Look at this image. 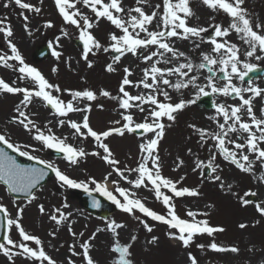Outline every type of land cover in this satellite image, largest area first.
<instances>
[{"label":"snow or ice","instance_id":"obj_1","mask_svg":"<svg viewBox=\"0 0 264 264\" xmlns=\"http://www.w3.org/2000/svg\"><path fill=\"white\" fill-rule=\"evenodd\" d=\"M196 2L208 10L207 26L193 23L194 20L201 19L194 11L193 0H160L154 4L152 0H134V6H126L124 0H53L64 25L77 30L78 39L83 45L80 58L88 69L95 66V61L90 59V56L95 57L101 52L116 54L105 66L107 73H116V66L128 55L146 65L141 69L142 78L139 80L131 79L134 71L130 66L123 67L118 95H113L107 89H62L59 84L50 82L40 69L26 62L14 42L15 33L9 18H0V35L10 51V54H0V66L12 69L18 74L17 80L28 81L31 85L19 86L16 80L8 82L0 77V94L20 97L14 107L15 115L10 116L7 123L19 126L30 134L34 141L39 142L42 148L62 154L61 158L69 166H78L88 156H92L99 158L110 169L101 180L94 176L86 179L73 178L54 162L32 154L40 149L31 144L13 142L8 134L0 132V145L40 165L22 164L16 156L10 155L4 147H0V183L6 187L9 194H23L27 197L26 205L33 204L38 200V186L51 172L55 174L60 189L65 192L70 189H83L89 196L98 193L123 213L132 216L149 234L154 232V226L149 223V219L166 226L167 238L188 250L187 264H200L198 256L193 254L191 248L196 238L204 235L213 239L208 244H195L201 251L211 250L215 253L236 255L241 253V248L235 244L224 245L216 241L215 236L224 233L225 227L213 226L208 219H197L198 216L208 215L207 213L188 210L187 218L178 214L176 198L199 197L201 192L198 187L182 186L185 176L175 180L165 176L159 150L166 129L170 128L187 108L196 105L203 97H223L225 102L217 103L213 99L215 114L207 117L214 123V129L199 127L196 124L188 125L198 137L200 147L207 145L209 153L206 159H201L191 148L187 149L188 154L195 157L192 172H198L202 182L205 179L212 183L219 182L218 187L225 190V181L220 175L223 168L217 162L219 156L264 186V86L256 82L255 75L261 72L264 66V20L249 10L246 6L247 0ZM38 3L42 6L44 0H38ZM13 5L21 10L18 15L24 22L22 26L27 35L31 36L29 13L40 16L42 7L30 0H6L3 3L6 9ZM82 9H87L88 12ZM218 15L227 19V25L215 22ZM101 20L108 22L114 29L107 34L106 43L94 34ZM42 27L52 29L55 25L52 20H46ZM210 29L211 35H208ZM60 33L54 43L49 42L52 55L57 61L63 56L61 51L56 50L62 47L61 38L70 37L67 27H62ZM233 35L238 37V42L230 39ZM178 40L189 41L192 52L199 50V62L193 60L189 51L176 46L175 42ZM202 44H208L210 50L202 49ZM70 60L69 57V68ZM205 70L207 74L203 75L202 82ZM52 71L56 72L58 68L54 67ZM129 87L143 91L134 95L127 90ZM169 90L179 93L181 97L184 90H191L192 96L174 102ZM65 92L71 99H62ZM99 97L116 101L118 108L122 110L119 112V119L111 121V126L102 131L95 130L90 122L93 104ZM34 99L42 101L54 116L60 118L57 120L58 127L73 130V138L82 142L91 138L96 150L89 152L83 146L69 143L68 136H58L50 127L47 132L42 130L32 118V114L27 111ZM229 99L234 102L227 103ZM81 102L87 103L81 107ZM96 107L104 110L102 103L96 104ZM133 110L143 114V119L138 121ZM73 113L82 115L79 120L69 118ZM48 123L51 124V121ZM126 134H138L141 138L138 145L139 159L135 167L126 164L121 167V161L108 142L111 137L123 138ZM184 164L185 161L177 157L174 170H179ZM205 169L210 170V174L205 175ZM257 172L260 174L257 175ZM133 173L135 177L130 179ZM113 174L119 179L111 180L114 190H110L109 182ZM121 181L131 185V188H144L153 192L155 199L166 209V213L161 214L147 207L131 188L122 187ZM231 189L232 185L228 184L227 191L231 192ZM61 195L63 198L58 206L49 209L44 203H38L37 208L41 216H46L54 224V230L47 233L48 237L56 239L60 228L65 227L72 238V243L67 245L69 255L63 264H100L92 254L95 249L93 242L100 233L111 235L112 264H135L132 248L138 236L132 235L128 243H122L119 238L120 230L125 229L126 225L115 219H106L104 227L96 228L87 239H83L85 232L74 230L72 206L67 196L63 193ZM232 195L238 197L242 207H254L260 219H256L251 224L252 227L264 220V201L257 202L249 198L257 196V192L249 190L242 196L234 192ZM13 203L16 207L15 214L10 212L4 203H0V229L5 230L3 241L0 242V255L5 258L6 264H16L17 258H23L31 264H59L46 250L45 241L23 226L25 206L16 203L15 199ZM92 207H101L100 201L95 197ZM137 212L142 216L136 215ZM84 227L86 229L87 225ZM249 227V223L238 224L240 230ZM14 230L18 239L13 238ZM147 243L158 245L159 237L151 235ZM60 247L64 245L61 244ZM248 251L254 252V246ZM261 264H264V259Z\"/></svg>","mask_w":264,"mask_h":264},{"label":"rangeland","instance_id":"obj_2","mask_svg":"<svg viewBox=\"0 0 264 264\" xmlns=\"http://www.w3.org/2000/svg\"><path fill=\"white\" fill-rule=\"evenodd\" d=\"M5 2L6 0H0V18H9L15 33L14 39L26 34L25 37L28 41V45L27 48L20 49L22 54L24 55L26 62L40 69L50 82L59 84L62 89H107L112 92L113 95L119 94L118 86L123 76L122 69L126 66L125 63L128 61L130 55L122 58L120 64L116 66L118 68L116 73H107L105 71L106 64L111 62L112 56L116 55L112 52H101L95 57L90 56V59L95 61V66L92 69H88L86 67V63L80 58L82 49L77 48L74 44L75 40H79L77 30L71 26L64 25L62 18L58 15L57 10L54 7L53 0H44L42 6L39 5L38 0H30V2L41 6L43 9L40 16L29 13L31 17V36L27 35L22 26L24 22L18 15L21 10L15 5L6 9L3 7V3ZM158 2H160V0H152L153 4ZM124 4L126 6H134V0H124ZM192 6L194 9L197 8L198 3L196 0H193ZM246 6L258 18L263 20L264 0H247ZM82 10L88 12L87 9ZM46 20H52L55 27L52 29L43 28L42 25ZM215 22L227 25L228 21L223 15H218ZM205 26H207V24ZM62 27L68 28L70 37H62L60 40L62 47L56 49L57 51H61L63 53L61 59L57 61L52 55L50 59L42 63L34 62L32 58H34L36 49L43 45H49V42L54 43L55 38L61 35L60 29ZM37 29L39 30L37 31ZM112 30L114 29L108 22L101 20L99 26L94 30V34L102 42L106 43L107 34ZM230 39L234 42H238V37L235 35L230 37ZM176 46L181 50L189 51L193 60L199 62V50L192 52V47L188 42L182 43L181 41H178ZM201 48L210 50V46L206 44H202ZM4 52L10 54L2 35H0V54ZM69 57L71 58V68L68 67ZM54 67L58 68V71L53 72L52 69ZM263 67L264 66H262V68ZM206 74L205 70L202 74V82L203 75ZM17 75L18 74L12 69L0 66V77L4 78L8 82L16 80V83L19 86H28V84H25L23 81L17 80ZM256 82L261 84V86H264V79L256 80ZM169 91L174 102L180 98H189V93L192 92L191 90H184V95L181 97L179 93L171 92V90ZM19 99V96L0 94V132L8 134L13 142L31 144L34 148L40 149L39 151L32 152V154L40 157L41 159L54 162L61 168L62 171H65L73 178L86 179L89 176H94L97 180H101L102 177L110 171L108 166L104 164L103 161L92 156H88L78 166H69L62 158L56 159L53 157L54 150L42 148L39 142L34 141L32 136L23 131L19 126L8 124V118L15 115L14 107L19 102ZM62 99L67 101L71 99V97L65 92L62 95ZM213 99H215L217 103L225 101V98L223 97H203L196 105L190 106L182 114H180L177 121L172 124L170 128L166 129V134L164 139L161 141L159 150V154L163 162V174L174 180L181 176H185L186 179L183 181L182 186L198 187L201 192L199 197H184L175 199L177 212L180 216L187 218L186 212L188 210L199 213H207L208 215L198 216L197 219H208L211 225L223 226L226 228L224 233H220L215 236L216 241L224 245L235 244L241 248V253L239 255L215 253L211 250L201 251L195 247V244H208L213 238L208 237L207 235L197 237L191 251L194 255L198 256L200 264H249V262H251V264H261L262 259H264V251H262L264 250V220H262L259 225L252 227L251 224L256 219H260V217L255 212L252 205L242 207L238 197L232 195V193H238L242 196L246 191L252 190L257 192L256 198L259 201H264V186H261L252 176L241 173L234 166L228 164L226 166L222 157L219 156L217 162L220 163L223 168L220 175L225 181V190H221L218 187L219 182L212 183L207 179L202 182L199 173L192 172L195 157L189 155L187 149L191 148L193 153L198 155L201 159H206L209 153L207 151V145L203 148L200 147L197 142L198 137L194 134L193 130L188 127V125L196 124L199 127L207 126L205 125V115L207 113L214 112L212 106ZM204 101L209 102L211 107L208 109L202 107L201 104H203ZM227 102L233 103L234 101L229 99ZM81 103H83L81 105V107H83L87 102ZM101 103L104 105L103 111L96 107V104ZM118 109V103L116 101L99 97L98 101L94 102L93 111L90 115L92 127L97 131H102L111 126V121L119 119ZM27 111L32 114V118L45 132H47V128L50 127L56 135L61 137L68 136L69 143H73L77 146H83L89 152L96 150L94 142L91 138H89L88 141L82 142L79 139L73 138L71 134L73 130L67 127H58L57 120L60 118L52 115L51 110L46 107L44 103H40L38 99H34L33 104L29 106ZM81 115L82 114L76 113L71 115L69 118L79 120ZM140 115V117L138 116L136 118L138 121L143 119V114ZM49 121H51V124L48 123ZM165 122L168 123L167 121ZM147 138L148 137H144V139ZM108 142L113 148L116 157L121 161V167L125 164L129 167H135L137 165V159L139 158L138 145L141 143V138L139 136L135 134H126L123 138L114 136L111 137ZM209 143L211 144V141ZM177 157L183 159L185 164L179 170H174L176 169ZM259 174L260 173L257 172V175ZM134 177L135 175L132 174L129 178L132 179ZM112 179H119V177L113 174L109 183H111ZM120 183L122 187L131 188V185L124 181H121ZM228 184L232 185L231 192L227 191ZM82 190L83 189H70L65 192L63 189L59 188L56 178H53L48 185L42 187L37 192L38 200L33 204L26 205V201H16V203L21 206H25V212L22 220L23 226L27 231L40 236L45 241L46 250L58 260L59 264H63L66 256L69 255L67 245L72 243V238L68 234L65 227L60 228L56 239L53 240L48 237L47 233L54 230V224L49 221L46 216H41L39 214L37 204L44 203L46 208L50 209L52 206L59 205L63 198L61 193L66 195L68 202L72 206V219L75 220L73 228L77 232L84 231L85 236L83 239H87L96 228L104 227L106 219L95 218L83 209L77 199L78 192ZM112 190H114V186ZM131 190L135 192L136 197L140 198L147 207L161 214L166 213V209L161 202L155 199L153 192L144 188H131ZM13 200L14 199L11 198V195L6 191V188L0 184V203H4L9 208V211L15 214L16 207ZM113 206L115 211L107 219H115L117 222H121L126 225L125 229L120 230L119 238L121 242L128 243L132 235L138 236V240L134 243V247L132 248V258L134 259L135 264H178V255L185 258V260L179 264H187L186 251L188 250L183 249L179 244L178 246H175L172 243L173 241L167 238L166 232L168 230L166 226L149 219V223L154 226V232L149 234L132 216L123 213L118 207H116V205L113 204ZM136 215L142 216L139 212H137ZM241 222L249 223L250 227L246 230H240L238 228V224ZM85 225H87L86 229L84 227ZM12 235L14 239H18V234L15 230ZM151 235L159 237L158 245H149L147 243V240L150 239ZM101 242H103V245L105 244V246L108 247V245L113 242L111 235L108 233H100L93 242L95 244V249L92 254L99 260L100 254L98 252V247L101 245ZM61 244H63L64 247H60ZM253 246L255 251L249 252L248 249ZM57 249L59 250L57 251ZM0 264H6L5 258L2 255H0ZM16 264H31V262L26 261L23 258H17Z\"/></svg>","mask_w":264,"mask_h":264},{"label":"bare ground","instance_id":"obj_3","mask_svg":"<svg viewBox=\"0 0 264 264\" xmlns=\"http://www.w3.org/2000/svg\"><path fill=\"white\" fill-rule=\"evenodd\" d=\"M194 11H196L197 12V14L201 17V19L199 20V21H193V23H201V24H204V25H206V24H208V10H206V9H204L203 7H201V6H197V8H195L194 9ZM263 20H264V18H263ZM208 35H211V29H210V33L208 34ZM26 34L25 35H21L19 38H17V39H14V42H16V44H17V46L21 49V48H27V45H28V41H27V39H26ZM178 41H180V40H178ZM178 41H176L175 42V44H177L178 43ZM182 43H185V42H188L189 43V45L192 47V45H191V43L189 42V41H181ZM206 45H208V44H206ZM126 66H130L132 69H133V71H134V76L133 77H131V79H133V80H139L140 78H142V72H141V69L143 68V67H145L146 65L145 64H143L142 62H140V61H138L135 57H132L131 55L129 56V59H128V61H126ZM138 65V66H137ZM162 67H164V65L162 66ZM123 73V72H122ZM25 84H28V86H31L30 85V83L28 82V81H23ZM129 92H131L132 94H137V92H140V91H143L142 89H136V88H132V87H129L128 89H127ZM191 96H192V92H190L189 93V98H191ZM39 100V99H38ZM40 101V100H39ZM223 102V101H222ZM225 102V101H224ZM227 102V101H226ZM40 103H43L42 101H40ZM220 103V102H219ZM227 103H230V102H227ZM83 103H81L80 104V106L82 105ZM120 111H122L121 109H118V112H120ZM134 111V115H135V117L137 118L138 116L140 117L141 115V113H139V112H137V111H135V110H133ZM52 112V111H51ZM74 114H76V113H73V114H70V116L71 115H74ZM215 113L214 112H212V113H207L206 115H205V125H207V126H202L203 128H211V129H214L215 128V125H214V123L212 122V121H210V120H208L207 119V117L208 116H210V115H214ZM53 115V114H52ZM54 117V116H53ZM139 157V156H138ZM139 159V158H138ZM137 159V160H138ZM223 160V159H222ZM225 164H226V166H227V164L228 165H230L228 162H226V161H223ZM134 174V173H133ZM135 175V174H134ZM109 189H113V185L111 184V183H109ZM175 246H178V244L175 242V241H173L172 242ZM101 245H99V247H98V252H99V257H100V260L99 259H97V257H95L97 260H99L100 261V264H112V260H113V254L110 252V246H111V244H109L108 245V247L107 246H105V244L103 245V242H101L100 243ZM185 260V258L183 257V256H180V255H178V257H177V262H178V264L179 263H181V262H183Z\"/></svg>","mask_w":264,"mask_h":264},{"label":"water","instance_id":"obj_4","mask_svg":"<svg viewBox=\"0 0 264 264\" xmlns=\"http://www.w3.org/2000/svg\"><path fill=\"white\" fill-rule=\"evenodd\" d=\"M76 44L80 47H82V42H76ZM51 56V51L49 50V48H47V46H43V47H40L37 49L36 51V54H35V61L36 62H41V61H44L46 59H48L49 57ZM257 79L263 77L264 78V69H262L261 72L255 74ZM203 106L206 107V108H210L211 105L209 102H204L203 103ZM0 147H4L6 151L9 152L10 155H14L16 156L17 160L22 163V164H25V165H36V162L35 161H30L28 160L26 157H20L18 155V153H14L12 152L10 149H7L6 146L4 145H0ZM56 158H61V154L60 153H56L54 152L53 154ZM36 166H40V165H36ZM210 174V170H207L205 175H208ZM54 176V173H51L49 172L48 173V176L45 178L44 181L41 182V185L38 186V188L40 189L43 185H46L48 184V182H50L52 180ZM34 191H37L34 189ZM13 196V198H15L16 200H27V197H25L23 194H11ZM79 200L83 203L82 205L84 206V208L89 211L91 213V215H94V216H98V217H107L111 214L112 212V206L110 204H108L109 202L104 198V197H101V196H97V195H94L93 196H89V194L87 192H81L79 195ZM93 197H95V199L99 200L100 203H101V207L100 208H93L92 207V200H93ZM250 199H252L253 201H257V198L255 197H249ZM5 234V230L3 229H0V242L3 241V236Z\"/></svg>","mask_w":264,"mask_h":264}]
</instances>
